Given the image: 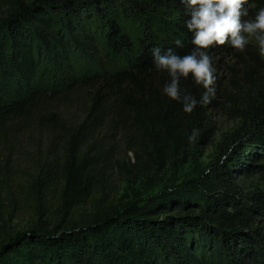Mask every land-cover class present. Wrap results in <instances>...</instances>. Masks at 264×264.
<instances>
[{
	"label": "trees",
	"instance_id": "obj_1",
	"mask_svg": "<svg viewBox=\"0 0 264 264\" xmlns=\"http://www.w3.org/2000/svg\"><path fill=\"white\" fill-rule=\"evenodd\" d=\"M255 3L264 6V0ZM6 5L0 17V157L25 158L29 147L34 159L43 160L44 137L52 148L66 147V161L58 217L43 222L40 213L32 227L10 236L0 245V264H264V192H245L239 181V172L258 170L253 152L234 149L230 163L209 157L183 190L164 188L107 207L93 200L89 213H75L86 197L80 194L89 174L86 154L103 128L120 132L151 179L171 165L195 161L200 144L213 145L214 110L240 120L219 155L231 145L252 143L244 138L264 133V77L253 76L246 58L260 68L264 62L248 47L213 48L215 95L185 114L180 103L162 95L169 77L155 70L151 52L191 50L187 17L173 15L182 11L180 0ZM177 37L183 48L174 45ZM77 56L93 66L78 68ZM244 81V93L256 89L250 97L242 95ZM181 86L198 100L203 95L191 79ZM69 104L77 108V121L61 112ZM193 128L200 135L190 143ZM78 149L83 162L75 167ZM27 186L43 198V167Z\"/></svg>",
	"mask_w": 264,
	"mask_h": 264
},
{
	"label": "rangeland",
	"instance_id": "obj_2",
	"mask_svg": "<svg viewBox=\"0 0 264 264\" xmlns=\"http://www.w3.org/2000/svg\"><path fill=\"white\" fill-rule=\"evenodd\" d=\"M7 0H0V17L7 11ZM258 58L264 62V55L258 51L253 40L247 46ZM78 68L92 67L89 60L77 56ZM247 69H253V76L264 77V67L255 66L246 58ZM242 95L251 96L256 89H244L247 82H242ZM245 84V85H244ZM61 112L74 122L79 119L77 108L74 104L65 105ZM211 121L216 128V136L212 146L200 144L195 150L196 160L186 162L174 168L167 167L162 174L151 179L148 170L136 163L133 151L127 149L119 131L107 134L106 129H101L99 141L91 144L87 151L86 167L89 174L80 194L86 197L80 201L76 209V216L89 213L93 200H99L104 206L117 205L120 202L130 200L135 196L142 199L158 194L164 188L183 190L184 183L198 176L199 172L206 168L209 157L221 156L224 163L233 153L243 150L244 154H254L253 165L258 167L251 172H239V181L245 192L260 190L264 192V133L254 137L247 136L244 139H252V143L243 141L231 145L229 153L219 155V149L226 136L233 133L239 127V119L223 114L219 109L211 114ZM254 138V139H253ZM249 145H248V144ZM252 144V145H251ZM222 145V146H221ZM227 145V144H226ZM57 144L54 148L43 137V160L34 159L30 148L25 149V158L13 154L9 159L0 157V245L19 231L29 229L34 225L41 213L43 222L53 221L58 217L60 207V191L63 185V163L66 161V147ZM83 150L75 152L74 166H80L83 162ZM47 157V158H46ZM233 161V157H232ZM235 161V160H234ZM43 167V198L37 199L31 183L35 173ZM17 185H23L18 189Z\"/></svg>",
	"mask_w": 264,
	"mask_h": 264
},
{
	"label": "clouds",
	"instance_id": "obj_3",
	"mask_svg": "<svg viewBox=\"0 0 264 264\" xmlns=\"http://www.w3.org/2000/svg\"><path fill=\"white\" fill-rule=\"evenodd\" d=\"M180 4L182 11L178 9L173 15L177 19L187 17L183 23L191 33V50L181 55L171 47L163 53L160 47H154L151 52L155 70L169 77L162 95L180 103L185 114H191L198 105L209 104L215 95L213 48L227 45L244 52L254 40L264 55V6H258L255 0H180ZM173 43L176 48L185 46L179 37ZM188 79L204 89L199 100L181 86V81ZM199 135L200 130L193 128L188 141L195 143Z\"/></svg>",
	"mask_w": 264,
	"mask_h": 264
}]
</instances>
